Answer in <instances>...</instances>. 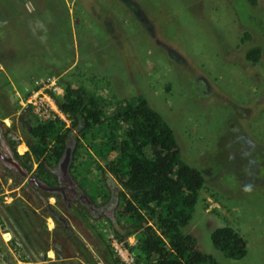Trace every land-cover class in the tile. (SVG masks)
Masks as SVG:
<instances>
[{"label": "rangeland", "instance_id": "1", "mask_svg": "<svg viewBox=\"0 0 264 264\" xmlns=\"http://www.w3.org/2000/svg\"><path fill=\"white\" fill-rule=\"evenodd\" d=\"M1 15L17 27L8 35L0 29V92L12 103L0 111L9 114L5 124L16 135L23 138L25 129L18 94L49 74L113 101L142 93L174 128L183 159L205 178L185 233L220 264H264V0H0ZM254 45L262 49L256 62L245 56ZM26 149L22 139L16 150ZM14 173L19 185L0 163L4 202L28 196L33 203L26 179ZM107 182L118 189L113 179ZM88 187L94 195V185ZM47 201L68 219L96 264H105L74 211L54 195ZM45 221L49 242L57 243L55 219L47 215ZM92 222L125 262L107 218ZM224 224L246 238L242 258L212 244L210 233ZM11 238L0 225V264H88L74 246L62 249L70 254L62 259L48 249L44 260H22ZM136 244L137 236L129 235L126 245Z\"/></svg>", "mask_w": 264, "mask_h": 264}, {"label": "trees", "instance_id": "2", "mask_svg": "<svg viewBox=\"0 0 264 264\" xmlns=\"http://www.w3.org/2000/svg\"><path fill=\"white\" fill-rule=\"evenodd\" d=\"M6 10L8 13V7ZM7 13L3 15L9 17ZM0 29L8 35L17 27L5 24L1 15ZM250 36L247 32L245 39ZM261 51L260 45H254L246 50L245 56L256 62ZM61 82L64 92L56 96V101L71 119L68 126L60 119L42 121L35 117L30 107H24L21 113L32 118V122L31 129L27 130L28 126H25L21 138L15 134L13 125L5 124L4 118L9 114L0 111V130L19 162L43 181L56 185L55 167L69 138H74L69 168L91 201L101 203L106 200L108 179L117 182L116 222L112 217L107 220L118 240L126 243L129 235L137 236V244L129 246L137 264H220L211 253L198 248L194 235L184 231L193 218L205 178L183 159L175 130L168 120L142 93L113 101L84 84L75 85L69 79ZM5 84L8 85V81ZM0 95L4 96L0 100L1 108L8 110L12 103L2 92ZM22 139L27 149L18 153L16 145ZM34 163L36 166L32 170ZM3 170L17 185L20 184L15 173L4 166ZM91 184L95 188L94 195L89 192ZM23 186L33 193V203L27 200L28 196L25 199L15 196L12 202L5 203L0 179V225L12 233L9 246L18 257L25 261L44 260L46 251L53 249L57 258L62 259L70 256L62 249L74 246L88 264H96L68 219L48 203V196L57 198L58 195L37 185L32 187L27 180ZM73 211L95 241L102 261L126 264L113 250L106 235L92 222L90 213L80 204ZM47 215L57 223L54 227L57 243L49 242ZM210 238L212 244L228 257L238 259L247 253L246 238L230 224L215 227Z\"/></svg>", "mask_w": 264, "mask_h": 264}, {"label": "built area", "instance_id": "3", "mask_svg": "<svg viewBox=\"0 0 264 264\" xmlns=\"http://www.w3.org/2000/svg\"><path fill=\"white\" fill-rule=\"evenodd\" d=\"M35 82L31 91L25 96L18 94V103L21 109L30 107L33 113L37 115V118L42 121L60 119L65 121L67 126L70 125V117L61 110L56 101V96L62 95L64 92L58 75L49 74L44 78L42 77L40 81L36 80ZM109 236L117 252L124 255L126 264H137L129 246L123 241L118 240L114 232H111Z\"/></svg>", "mask_w": 264, "mask_h": 264}, {"label": "water", "instance_id": "4", "mask_svg": "<svg viewBox=\"0 0 264 264\" xmlns=\"http://www.w3.org/2000/svg\"><path fill=\"white\" fill-rule=\"evenodd\" d=\"M19 118L23 120V113H19ZM27 123L28 129H31L30 121H27ZM74 146L75 139L69 138L65 145L63 154L61 155L55 167L58 182L56 185L48 184L47 182L40 179L33 171L23 166L14 155L10 147L5 143V141L0 143V163L13 173L16 172L21 177L25 178L27 183L31 186L37 185L39 188L52 193L68 192L74 195L75 189L79 187L69 168ZM80 195V197L83 196L87 199V201L92 202L85 191L82 190Z\"/></svg>", "mask_w": 264, "mask_h": 264}, {"label": "flooded vegetation", "instance_id": "5", "mask_svg": "<svg viewBox=\"0 0 264 264\" xmlns=\"http://www.w3.org/2000/svg\"><path fill=\"white\" fill-rule=\"evenodd\" d=\"M2 103H4V101ZM18 118H19V115H18ZM7 119H9V118H7V117L4 118V122L8 123V121H6ZM20 121L25 126H28L27 121H30V124H31L32 118L26 116L23 113V120L20 119ZM27 130H29V129H27ZM2 141H5V143L12 150L11 146L5 140V138L3 136V132L0 130V143ZM108 185H109L110 189H112L111 184L109 182H108ZM35 186L36 185H34L32 187H35ZM114 188H116V186ZM113 189H112L111 194H109V196L107 197V199L101 203L100 202L99 203L89 202L83 196L80 197L81 196L80 194L82 192V189L80 188V186L75 189L74 195H72L68 192H66V193L61 192V193H56V194L58 195L57 199L59 201H61L60 203L65 204L68 210L73 211L75 209V206L77 204H80L86 211H88L90 213L91 218H93V219L95 218L96 220H99V219L103 218L104 216H105V218H107V217L108 218L109 217L114 218V216H115L114 210H115L116 205L118 204V197H117V190L118 189L117 188L114 190ZM98 200H100V199L98 198Z\"/></svg>", "mask_w": 264, "mask_h": 264}]
</instances>
